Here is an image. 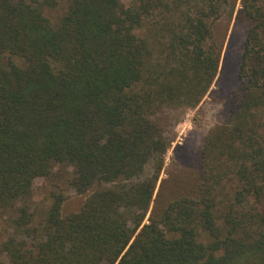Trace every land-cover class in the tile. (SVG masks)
Masks as SVG:
<instances>
[{"label":"trees","instance_id":"16d2710c","mask_svg":"<svg viewBox=\"0 0 264 264\" xmlns=\"http://www.w3.org/2000/svg\"><path fill=\"white\" fill-rule=\"evenodd\" d=\"M237 1L64 0L54 23L60 0H0V264H264V0H240L219 72ZM215 80L224 125L177 145L156 193L176 111ZM62 166L86 198L63 214L57 185L36 224L35 180Z\"/></svg>","mask_w":264,"mask_h":264},{"label":"rangeland","instance_id":"374dc122","mask_svg":"<svg viewBox=\"0 0 264 264\" xmlns=\"http://www.w3.org/2000/svg\"><path fill=\"white\" fill-rule=\"evenodd\" d=\"M64 0H60V4L55 8H46L45 14L56 23L59 15L62 13ZM240 7V0L234 8L232 15H228L226 12L223 17L217 22L215 27V36L218 40L223 42L222 59L219 67L221 71L224 62H232L234 64L235 59L240 55L242 51L243 43V30L239 25H236V14ZM221 78V84L226 85L229 81H226V73ZM230 79V78H229ZM219 84L216 80L212 84L209 92L203 97L201 102L193 108L181 107L176 111L174 120L175 137L172 145L167 149L164 154L165 165L160 173V177L157 183L156 193L163 183V179L168 176V171L173 167L175 160V148L179 144H187V149L196 150L204 144V141L208 135L211 134L218 126L224 125V119L222 116V109L219 102L215 100L211 92L218 89ZM225 92L227 87L224 86ZM151 166L146 167V172H149ZM55 171H59L58 174H54L49 178H37L34 183L33 194L30 198L31 206L35 209L34 222L39 224L45 217L49 205L51 204V192L57 185L62 186L66 190V200L63 205V214L78 211L86 195L78 194L75 190L71 189L67 182H65L68 175L71 174L72 168L62 166ZM233 178V177H232ZM14 212L6 210L0 207V243L10 233L11 225L13 223ZM0 253V258L2 257Z\"/></svg>","mask_w":264,"mask_h":264}]
</instances>
